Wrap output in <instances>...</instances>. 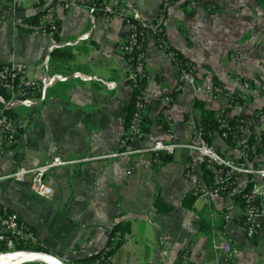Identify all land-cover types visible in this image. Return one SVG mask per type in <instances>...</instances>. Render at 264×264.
Wrapping results in <instances>:
<instances>
[{
	"label": "crops",
	"instance_id": "0c3cea01",
	"mask_svg": "<svg viewBox=\"0 0 264 264\" xmlns=\"http://www.w3.org/2000/svg\"><path fill=\"white\" fill-rule=\"evenodd\" d=\"M123 1L113 0L118 6ZM163 1L133 0V6L151 25ZM187 1L176 0L169 9L167 41L195 65L204 87L222 84L239 90L243 80L250 82L242 117L255 137V148H261L264 0H203L217 6L216 12H191ZM37 14L28 3L14 15L0 1V65L20 62L28 66L31 79L45 74L64 79L48 88L39 106L14 111L22 129L17 145L5 151L0 176L12 173L18 165L37 168L56 156L67 161L97 159L52 170L46 176L55 192L51 200L32 193L30 178L0 181V206L5 213L16 214L31 225L45 248L69 264H82L81 260L101 252L118 223L129 224L131 231L109 264H264V233L256 239L246 236L240 198L246 177H238L232 193L207 198L195 195L212 181L194 152L179 150L159 158L152 154L102 158L118 151L133 109L131 66L121 53L129 34L124 20L107 21L102 12L82 7L67 12L57 9L59 32L46 37L29 27L36 25ZM15 17L23 18L27 27L15 26ZM146 54L144 86L153 103L145 116L143 141L130 148L169 139L162 115L167 98H173L174 137L189 142L188 117L194 115L201 121L203 111L218 116L221 105L206 93H195L191 86L176 93L177 70L150 33ZM236 117L235 111L226 116L229 122ZM211 144L227 157H240L237 146L222 140L218 132ZM186 165L192 168L189 178ZM187 194L194 201L191 210L181 206ZM157 196L174 209L157 212ZM224 243L236 254L224 253Z\"/></svg>",
	"mask_w": 264,
	"mask_h": 264
},
{
	"label": "built area",
	"instance_id": "2783aa9c",
	"mask_svg": "<svg viewBox=\"0 0 264 264\" xmlns=\"http://www.w3.org/2000/svg\"><path fill=\"white\" fill-rule=\"evenodd\" d=\"M1 1V0H0ZM8 10L17 15L29 3L38 10L37 24L29 26L37 35L54 37L59 32V20L55 15L57 9L65 12L77 7L86 8L92 12L100 11L107 21L121 17L129 29L128 37L121 46V53L128 60L131 71L129 80L134 91L133 109L128 124V129L122 137L119 149L113 154L104 156V159H116L122 156L139 154H152L154 157L172 156L179 150H187L197 154L205 171L211 175L209 188H198L195 195L211 197L214 195L230 194L234 191L237 179L244 176L248 179L240 194L245 208V231L249 239H256L264 233V161L252 160L253 148L250 145V129L242 117L251 91V84L247 80L242 81L239 90H230L222 84H213L204 87L199 83V74L195 65L187 60L169 44L166 38V25L169 9L176 0H164L160 5L157 15L151 25H147L139 11L133 6V0H124L120 6L113 0H3ZM186 7L191 12L218 11L214 4H207L203 0H188ZM94 22V19L91 20ZM15 26H26L24 19L15 17ZM27 27V26H26ZM150 33L162 52L163 56L171 60L178 73L176 93H181L187 86H191L195 93H206L213 97L221 107L217 116L218 124L223 129L220 134L222 140L234 143L240 153L239 158L227 157L218 152L206 139V132L202 122L194 115L187 119V125L192 131L189 142H179L174 137V124L171 114L173 98H167L163 108V120L168 131V140L155 142L150 147L131 149L134 142L143 141L145 137V116L153 103L152 97L145 89L144 82L147 78V54L146 35ZM71 42L70 44H78ZM53 50L51 49L50 52ZM238 59V56H236ZM48 57L44 65H47ZM75 78L83 77L74 75ZM64 77H54L48 74L39 75L31 79L28 76V66L20 62H10L0 65V162L4 159L5 151L17 145L22 126L10 115L19 107H35L42 100L49 87ZM235 111L238 113L232 122L226 116ZM97 158H85L67 161L59 156L53 157L37 168H26L18 165L14 171L6 176H0L2 180H19L30 178V190L40 198L51 200L54 190L46 182V176L54 169L61 166L72 165L91 161ZM192 168L185 166V176L191 177ZM118 240L110 238L102 250L97 264H109L113 261L112 251L116 248ZM24 246L28 249H19ZM46 249L39 240L33 227L13 213H0V256L5 253L17 251H39ZM222 251L229 255H235L236 250L229 243L222 245Z\"/></svg>",
	"mask_w": 264,
	"mask_h": 264
},
{
	"label": "trees",
	"instance_id": "16d2710c",
	"mask_svg": "<svg viewBox=\"0 0 264 264\" xmlns=\"http://www.w3.org/2000/svg\"><path fill=\"white\" fill-rule=\"evenodd\" d=\"M96 4H98L100 2V0H95ZM37 21V20H36ZM37 24V23H36ZM197 108H202L200 104H196ZM203 116L201 119V122L204 126L205 132H206V139L209 143H211L212 140V135L216 132H218L219 134H221V132L223 131V129L220 127V125L218 124V119H217V115L214 114L213 112H207V111H203ZM10 115L17 120V115L14 112H11ZM249 142L250 145L253 148V152L251 154V159L252 160H263L264 161V134H263V146L261 148L256 149L255 148V137L254 136H249ZM241 198V197H240ZM194 205V201L192 198V194H187L184 199L181 202V206L191 210L193 208ZM174 209L173 206L165 203L163 201V199L160 196L156 197L155 200V210L157 212H171ZM0 213H5V209L3 207L0 206ZM205 230H207V228H204ZM131 231V227L129 224H122V223H118L114 226L112 233L110 235V238H115L118 240V244L116 246V248L112 251V253L114 254L117 249L122 245L123 240H124V236L126 234H129ZM19 249L23 250V249H28L25 248L24 246H19ZM39 251H43V252H49L47 249H37ZM102 254V251L99 252L96 255L90 256L86 259L81 260L80 262L82 264H95L97 263V261L100 259V256Z\"/></svg>",
	"mask_w": 264,
	"mask_h": 264
},
{
	"label": "water",
	"instance_id": "95a60500",
	"mask_svg": "<svg viewBox=\"0 0 264 264\" xmlns=\"http://www.w3.org/2000/svg\"><path fill=\"white\" fill-rule=\"evenodd\" d=\"M38 104L37 106H39ZM0 264H69L51 252L17 251L0 256Z\"/></svg>",
	"mask_w": 264,
	"mask_h": 264
}]
</instances>
